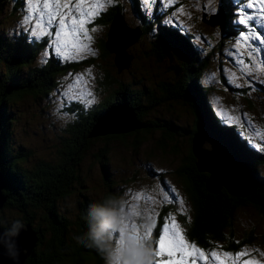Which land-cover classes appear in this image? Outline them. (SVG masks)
Listing matches in <instances>:
<instances>
[{"label": "trees", "instance_id": "trees-1", "mask_svg": "<svg viewBox=\"0 0 264 264\" xmlns=\"http://www.w3.org/2000/svg\"><path fill=\"white\" fill-rule=\"evenodd\" d=\"M4 2L5 0H0V11L4 7ZM125 2L129 4L133 14L135 10L139 11V0H125ZM161 2L162 5H168L166 8L169 10L168 13L176 8L180 9L182 3L179 1L177 5V2H172L169 6L168 0H148L145 5L154 15L157 6ZM220 2L222 5L219 10L223 11L224 29L225 27L228 28L225 26V22L226 19H230L229 12L233 9L232 3L235 1L220 0ZM122 5L121 0H115L114 4L95 17L93 23L87 25L89 29H92L95 25L98 26L92 35V40L95 43L93 47L96 49V51L92 50L94 54L88 53L84 58L65 59L61 64L54 63L50 56H46L44 63L36 64L35 62V65H32V58H36L37 52L43 47H39L37 50L32 49L30 45H27L26 34L21 33L18 37L12 36V30L7 31L0 25L2 30L0 31V135L6 130L9 132L8 126L17 122V118L23 112L21 108L26 104L34 103L39 107L41 106L40 111L42 113L45 108L39 100L45 98L46 95L54 96L53 89L60 85L58 81L55 83L54 79L64 76L65 72L68 71L67 68L71 69L70 73H80L83 70L90 71L94 76V80L95 77H98L95 83L98 92H103V89L110 90L105 98L101 99V96L91 104H87L91 116L87 121L89 122L87 125L82 123L77 130L67 131L69 126L81 118L79 117L67 124L63 130H59L60 143L63 144L60 157L54 159L51 153L42 155L18 154L10 147L9 141L2 142L0 138V174L3 184L1 192L5 196L2 207L5 210V215L11 210L16 213V215L10 217L4 215L1 230L5 232L6 236L28 226L29 231L33 233L32 244L21 264H83L88 261H92L93 264H100L101 256L106 249V247L101 246L105 241L106 234L111 230L114 234H117L122 225V223L115 220L118 214L116 209L109 207L111 202L118 206V202H116L117 194L109 191L113 189L115 182H107L106 158L112 152V147L118 146L130 150L140 148L141 155L146 159L145 163L140 162L142 164H139L144 166L140 173L144 172L145 178L156 174L149 161L152 158H159L158 154L164 153V150L168 147V151L180 159L175 165H172L170 174L174 176L182 187L186 198L189 199V210L187 209L189 216L187 213L178 214L189 241L194 242L200 248L208 249L207 251L210 248L221 247L222 249H219L218 252L230 250L232 253L237 249L251 248L262 253L264 251V228L256 229L242 223L240 221L239 206L246 203L250 212L257 217L260 215L264 219V189L259 193L255 191L256 188L264 185V179L257 174L253 163H249L252 175V183L249 189L253 190L252 192H247L243 196H236L227 190L225 184L217 186L216 190L210 189L206 180L208 177L214 180V175L211 171L203 169L202 164H199L200 160L193 151V135L197 131L201 133V148L203 150L210 147V144L204 139L208 138L210 140L212 138L214 142L220 143L223 149L226 147L228 153L239 156L240 160L245 163L247 157L241 154L256 156L257 153L261 152L251 151L244 144L234 143L236 132L234 134L230 133L233 140L232 137L228 139L224 133L226 131L225 125L218 123L216 119L212 121V119L207 118L206 110L210 112V110L214 111V108L206 105L204 110L203 104L207 100L206 93H212V91L209 89L202 90L198 85V81H196V77L190 74V71L195 69L194 65L197 62V59L191 54L192 49L189 50L190 35L179 30L175 25H167L166 27L159 25L155 28L157 32L152 35L150 41L148 40V52L145 51L147 48L144 50L145 52L142 51L144 52L143 55L151 60L152 64H149V66L156 71L160 80L154 84L150 80V84L147 82V86L139 90L132 88L131 86L139 80L150 78L151 72L146 69L141 70L139 67L130 71L131 64H129L127 68H122L120 71L129 74L128 78L132 80L119 83L122 73L117 71L116 64L113 61L114 52L105 44V38L108 36L107 33L110 26L113 25L112 21L115 16H121V11L124 9ZM9 15L12 17L11 14ZM186 16L192 18L197 24L204 23L201 15L196 19L195 16H191L188 9L186 10ZM159 19L160 15H154L151 22H154L157 26ZM116 23L117 26H122L123 21L118 20ZM146 30L147 25H145L144 31H140L137 35L136 42L144 38L143 35ZM9 40L11 43L7 44ZM137 45L139 46V43H136L135 47ZM28 53L32 56L31 58H29ZM180 55H183V58ZM48 57L51 61L46 62ZM204 58L205 62L201 64L202 69L208 63L207 55ZM133 61L139 62V59L134 58ZM142 62L146 65V62L141 59L138 66H142L140 65ZM152 68L149 69L153 71ZM204 73L207 74L206 71ZM133 75H136V77L132 78ZM219 84L221 86L224 84L226 88L224 92L227 93V98L224 97V99L231 103V108L235 106V113L240 114L242 110L246 109L244 106H236L234 99L242 102L243 105L251 103V106L245 107L249 110L255 109L252 98L245 96L242 89L234 91L237 93H233L234 85L233 83L229 84L226 79H220ZM228 90L232 92L228 93ZM201 91L203 92L202 102L198 100ZM155 92L157 95H155ZM72 102L74 101H70L68 105ZM121 102L126 103L133 112L136 126L125 131H111L105 128L106 132L88 137L87 134L91 131L97 119L102 116V113ZM175 104L185 105L183 109L188 107L189 112L191 111L194 117L193 125L186 122L187 129L179 126L183 124L177 125L175 122L165 121L164 119L166 114L174 117L178 115L180 112L179 107L177 113L171 110ZM68 105L66 106L67 111H76L75 106ZM189 106H192V108ZM80 114L79 112L78 115L80 116ZM198 114L200 118H196ZM246 114L250 118H256L248 111ZM234 123L238 124L235 120ZM241 124V129L244 132L243 137H247L249 133L246 125ZM242 126L244 127L242 128ZM175 134L181 135L184 139V143L182 141L181 143L184 145L185 150L182 152ZM84 141H86V146L80 153L81 157H76L79 150L78 148L73 149L74 146L70 147L69 143L73 142L77 145L79 142L83 144ZM71 153L72 156L70 157ZM86 154L91 157L88 164L97 163L99 166L102 175V188L108 190L104 191L99 197L94 198L93 201L97 205H102L106 209H114L116 212V215H111L113 218L111 222L108 218V222L111 223L112 227L107 229L99 244L94 243L89 237L95 221H91L89 216V209L93 204L88 200V194H90L91 189L94 192L101 188L87 187L83 181L85 174L81 170V164L84 162ZM66 155L67 157H65ZM62 157L64 158L60 161ZM263 161L264 156L255 162L260 165ZM124 163L130 166L133 161L124 160ZM136 174L132 173L128 178H122L118 183L124 184L127 179L133 180ZM156 177L161 180L164 176L157 174ZM180 178L185 180L184 183ZM77 185L84 188L83 193L76 189ZM27 189L30 191V195L34 197L33 200L27 196V200L24 201L23 196ZM70 190L77 192L74 203L78 204V212L71 217H67L61 213L64 206L58 210L56 207L66 200L71 192ZM168 197L169 195L165 194L163 198ZM15 198L17 203L12 206ZM37 198L39 199L38 206L40 210H36ZM166 204L168 203L155 202L149 208L152 210L151 215H153L152 219L149 220V224L151 220L152 222L155 220V227H152L150 239L155 236L158 223L165 217V215L157 217L155 213L163 209ZM144 244L148 248L150 242L146 240Z\"/></svg>", "mask_w": 264, "mask_h": 264}, {"label": "rangeland", "instance_id": "rangeland-1", "mask_svg": "<svg viewBox=\"0 0 264 264\" xmlns=\"http://www.w3.org/2000/svg\"><path fill=\"white\" fill-rule=\"evenodd\" d=\"M179 1L182 2L180 4L181 5L180 9H182V11L176 8L168 13L169 10L166 9L168 5H162V2L157 6L154 15H160V19L157 22V26H156L154 22H151L154 15L150 12L148 7H146L144 0H139L138 4L140 9L139 11L135 10L134 14L132 13V9L130 10L129 4L125 2V0H121L124 9L123 11H121V16L120 17L116 16V18L123 21V24L125 26L124 29L128 32L126 33L121 29L118 31L117 40L122 41V45L124 43L129 42L140 31L143 32L145 25H147V30L143 35L144 38L137 42L136 41L133 42L131 45L126 47L124 52H126L131 56L132 61L130 63L131 64L130 71H132L134 68L137 67H139L141 70L146 69L148 70V72H151L150 78H148L147 80L141 79L131 87L139 90L142 87H146L147 82L150 84V80L153 82V84L156 81L160 80L156 71L149 66V64H152L151 60L147 58L145 55H143L145 51L147 53L149 50V46H148L149 41L151 40L152 35H154L155 32H157L155 31V28L159 27V25L164 27H166L167 25L168 26L175 25L178 27L179 30L187 32L190 35V39H191L189 40L191 44V45L189 44V50L192 49L191 54L193 55V57L197 59V62L194 65L195 69L190 71V74L196 77V81H198V85L202 90L209 89L212 91V93H206L207 100H205L203 104L204 110L206 105L208 107L214 108V111L210 110L209 112L206 110L207 118L209 120L212 119V121L215 119H219L220 124H223L226 127V131L224 133L228 139L229 137H232L231 134H234V132H236V136L234 138L235 142H237L240 145L244 144L247 147V149L251 151L261 152V153H257L256 156L252 154H248V155L241 154V155L247 157L246 164L248 165L250 176L252 177L249 163H253L257 174L262 179H264V161L260 165H257L255 162L260 160V158L264 156V152H263L264 151V44L260 43L259 36H257V38L255 39H252L251 41L241 40L242 33H247L248 29L244 25L239 23L243 13H253L256 15L257 19H264V17H261L260 11H257V9L260 8V0H252V3L254 5L253 7L246 6L249 4V0H232L235 2L232 3L233 9L231 10V12H229L231 16H229L230 19H226L225 22V26H227L228 28L225 27L224 29H223V18L220 23H217V20H219V13L221 12L223 15V11L221 9L219 10V8L222 5L220 0H171V3L177 2L178 5ZM114 3L115 0L112 4ZM112 4L108 5L106 8H109ZM187 9L190 12L191 16L192 17L195 16L196 19H198L199 15H201V18L204 20L203 21L204 23L197 24L196 21H194L192 18L186 16ZM8 12L9 14H11L12 17H10ZM102 12L103 10L100 13L102 14ZM28 14H29V5L27 3V0H5L4 7H2L0 11V25L3 28H5L7 31L12 30L13 31L12 34L14 35H16L18 32L21 33L24 31L27 36V40H26L27 45H30L32 49L37 50L39 47H43V49L37 52L36 58L35 57L32 58L31 60L32 65H35V62L36 64L44 63L46 56H50V58L54 63L61 64L65 59L57 55L56 52L54 51V47L52 45L53 38L49 36L38 37L33 35L32 29L35 27L34 19L27 24L24 23V19ZM216 14H217V20L216 18L213 17ZM251 23H252V27L254 29H257L259 33H264V27H262L261 24L257 23L255 20L252 21ZM134 26L135 27L137 26V28H134ZM93 28L97 30L98 26L95 25ZM52 30L55 31L54 28ZM0 31L2 30L0 29ZM93 33L94 32H90L91 36L93 35ZM237 41H241L239 48L237 47ZM9 43H11L10 40L7 44ZM136 43H139V46L137 45L138 47L137 46L135 47ZM93 45H95V43L92 40L90 43L91 50L96 51ZM245 45L248 46L246 47ZM146 48L147 50H145ZM119 51L121 52L122 50ZM250 53H251V58H249ZM28 55L29 58L32 57L29 53ZM206 55L208 57L207 60L208 63L202 69L201 64L205 62L204 56ZM180 57L183 58V55H180ZM134 58L139 59V62H134L133 61ZM141 59L146 62V65L142 62L140 64L142 66H138ZM240 60H244L245 64L249 65L251 69V75L241 70L244 67V65H241L239 63ZM49 61L51 60L48 57L46 62ZM118 63L122 65V63H124V60H121V62ZM149 68H152L153 71H151ZM67 69L69 72L66 71L64 76H62L59 79H54L55 83L57 81L60 83V85H58L59 87L53 89L54 96L46 95L45 98L39 100L40 104L45 108V110L42 113L40 111L41 106L39 107L34 103L26 104L23 108H21L23 112L21 116L17 118V122H14L13 124H10L8 126L9 132L6 130L1 133L0 138L2 142L9 141L10 147L13 149L14 152H18V154L31 153L32 155H42V154L51 153L53 155V158L55 159L56 157H60L61 149L63 147V144L60 143L61 136L58 134L59 130H63V128L66 126L67 123L75 121L79 117L81 118L75 121L73 125L69 126L67 128V131L77 130L82 123H86L85 125L89 123L87 121H89L91 116L89 115L87 104L79 99L69 98V96H71V93L69 92L68 86L75 81L77 76H81L83 77V79L87 80L88 81L87 88L91 89L92 96L85 97V99H92V101H95L97 98H100L101 96H102L101 99H103L108 95L107 92H109L110 90L106 91L105 89H103V92L101 93L96 90L97 88L95 87V83L97 82L98 77H95L94 80V76L92 73L90 76L88 75L89 73L88 70H83L80 73L79 72L70 73L71 69L70 68ZM204 71H206L207 74H205ZM120 73L122 74L119 78L120 80L119 83L128 82L129 80H132L128 78L129 74L127 75L126 72L120 71ZM134 77H136V75H133L132 78ZM220 79H226V81L229 84L233 83L234 85L233 93H237L234 91L242 89V93L245 96L252 98V102L254 103L255 109L249 110L245 106H251V103L249 105L248 103H245L243 105L242 102L235 99H234L235 101L234 104L239 107L244 106V108L250 114L256 116V118H250V116L246 114L247 113L246 110H242L240 114L235 113V106H232L233 108H231V103H229V101L224 99L227 93L224 92V89H226L224 84L223 86L219 84ZM76 91L77 92L79 91V87H77ZM227 92L231 93L232 91L228 90ZM65 93H68L69 95L66 96ZM155 95H157L156 92ZM62 99L63 102L61 103ZM202 99H203V92L201 91L200 94L198 95V100L202 102ZM70 101H74V102L68 105ZM67 105L75 106L76 111L75 112L67 111L66 109ZM178 107L180 108V112L176 117L166 114L164 116V119L165 121L168 120L175 122L177 123V125L183 124L179 126L187 129L186 122L193 125L194 117L191 111L189 112L188 107L187 109H183L185 107V105L183 104H179V105L175 104L171 110L172 111L174 110V112L177 113ZM189 107L192 108V106ZM79 112L81 113L80 116L78 115ZM196 118H200L199 114L197 115ZM234 120L238 122V124H235ZM51 121H53V123H51ZM110 122L113 123L111 127L112 130H117V128L126 130L132 127L133 125L130 116L124 118L116 114L110 119ZM241 123H244L246 125V129L248 130L249 133L247 137L246 136L243 137L244 132L243 129H241V125H242ZM243 127L244 126H242V128ZM197 133H199V131H197ZM8 134H9V139H8ZM249 137H254V138H249ZM175 138L178 141L180 151L181 152L184 151L185 147L181 143V141L184 143L183 137L179 134L178 135L175 134ZM69 146L70 147L74 146L73 149L78 148L79 154L76 157H81L80 153L83 151V148L86 146V141H84L83 144H80L79 142V144L77 145L71 142L69 143ZM112 148H113L112 152H110L106 158V165L108 171L107 182L109 183L115 182L114 183L115 186L113 187L112 190L109 191L112 192L113 194H117V196L116 195L115 196H116V202H118V206H119V207L115 206L113 202H111L109 205V207H113L118 212L117 216L115 217V220H117L122 224H127L128 227H129V221H134L139 228V234L143 235L145 231V226L150 227L153 224L152 220L149 224V220H150L149 213H151L152 211L149 209L150 206H153L152 204L155 202H167L168 198L166 199L163 198L165 194H168L169 196H178L180 199H182L184 201L183 207L186 210L185 213H187L189 216V212H187V209L189 210V205H188L189 199L186 198V195L182 187L178 184L174 176L170 174L172 165H175L176 162L180 161V159L177 156L172 155L168 151V147L166 148V150H164V153L160 155L158 154L159 158H152L149 161L153 169L156 171V174L149 176V178L144 177L146 176L144 172L140 173L141 169L144 168V166H140L139 164L146 162V159L140 153L141 151L140 148L139 149L135 148L134 150H130L129 148H123L118 146H113ZM71 156L72 153L70 154V157ZM65 157H67V155ZM63 158L64 157H62L60 161H62ZM237 158L240 160L239 156H237ZM89 160H91V157H89L88 154H86L84 158V162L81 164V170L85 174L83 181L86 183L87 187L93 186L96 188L99 187L101 188L94 192L91 189L90 194H88L89 195L88 200L93 205H97L95 201H93V199L99 197L104 191H108V190L102 188L101 185L102 175L99 166L97 165V163L88 164ZM124 160H132L133 163L132 165L128 166L124 163ZM198 167L201 169L199 165ZM202 168L204 169V167ZM132 173L138 174L135 175V179L133 180L127 179V181L124 184L118 183L120 179L130 177ZM157 174H161L164 177H162V179L159 180L158 177H156ZM180 179L184 183L185 180L182 178ZM206 182L208 183L209 188L212 190H216L217 186H219L218 183H215L211 179V177H208ZM248 182L245 184L241 183L233 188L227 187V190L233 195L243 196L247 192L250 193L253 191L249 189V187L247 188ZM251 183H252V179L250 184ZM76 189H78L79 192L82 193L84 192V188L79 187L78 185ZM173 189L175 190L174 192H172ZM263 189H264V185L256 188L255 191L259 193L262 192ZM29 192L30 191L28 189L25 191V194L23 196L24 201L27 200V196L32 200L34 199V197L31 196ZM136 193H144L146 196L153 197V199L148 201L141 199L137 201L134 199V195ZM68 195L69 196L66 198V200L60 203L59 206L56 208L58 210L64 206V208H62L61 211L62 215L71 217L73 214H76L78 212V204L74 203L77 198L76 197L77 192L71 191ZM3 197H4L3 198L4 199L3 203H4L5 196ZM12 197L14 196L12 195ZM16 203L17 202L15 198V201L13 202L12 206H15ZM36 203H37L36 210H40L39 209L40 207L38 206L39 204L38 198ZM132 205H135L137 210L140 212L139 216H136L133 213L131 207ZM179 207L180 206L177 203H168L164 205L163 209H161L158 212L160 217L164 215L165 217L158 223L157 225L158 228L156 229L155 236L152 239L150 238L147 239L150 242L147 251H152L155 249L156 246L155 242L160 234L161 226L165 223V218L168 217L169 214L175 215L177 222L181 225L178 216V214H180ZM174 209H178V210H174ZM4 215H5V210L2 206H0V227H2ZM14 215H16V213L13 210H11L9 211V213H7V215H5V217H10ZM239 215H240V221L242 223L247 224L249 226H253L256 229L264 228V219L260 215H258L257 217L254 213L250 212L249 206L246 203H243L239 206ZM112 220L113 218L110 215L109 222H111ZM3 233L5 232L3 231ZM27 235L28 234L25 235L27 240L25 244L28 246L30 244L31 238L29 239ZM125 235H126V231L120 237L119 234H114L113 230H111L106 234L104 238L105 241L101 245L102 247H106V249L104 250V253L101 256L100 264H109V259H111L113 264H123V260L124 258H126L127 248L124 245H122L120 242L121 241L127 242L133 239V236L130 232V228H128L129 237L125 238ZM187 239L189 240L188 237ZM145 242L146 241H144V243ZM1 243L4 244L6 247L9 246V242L4 237L1 238ZM118 248H121L125 253V256L122 257L119 260V262L116 261ZM201 249L204 248L201 247ZM213 249L219 251V249L222 248L221 247L210 248L209 251ZM244 249L249 250L252 253V256L256 257L257 259L264 260V256L260 255L261 252L257 250H253L251 248L237 249L235 250V252L232 253H236ZM204 250L207 251L208 249H204ZM222 252L231 253L230 250H223L221 251V253ZM151 258L153 259L152 264H155L156 258L154 257ZM245 259H247V257H245ZM83 264H93V263L92 261H88Z\"/></svg>", "mask_w": 264, "mask_h": 264}, {"label": "snow or ice", "instance_id": "snow-or-ice-1", "mask_svg": "<svg viewBox=\"0 0 264 264\" xmlns=\"http://www.w3.org/2000/svg\"><path fill=\"white\" fill-rule=\"evenodd\" d=\"M113 2L114 0H27L29 14L25 17L24 23L27 24L34 19L35 27L32 29V34L38 37H52L54 51L62 58H84L88 53L94 54L90 47L92 41L90 32H95L96 29H89L87 25L93 23L95 17ZM145 3H148V0H145ZM169 6H171V0H169ZM246 6L253 7L252 0H249V4ZM180 10L182 11V9ZM257 11H260L261 17H264V0H260V8ZM254 20L264 27V19H257L253 13L242 14L239 23L244 25L248 32L242 33L241 40L251 41L259 36L260 43L264 44V33H259L257 29L252 27L251 22ZM53 28L55 31L52 30ZM240 42L237 41L238 48ZM249 58H251V53ZM239 63L244 65L241 70L251 75L249 65L245 64L244 60H240ZM88 75H91L90 71ZM87 84V80L77 76L75 81L68 86L71 93L69 98L91 104L92 99H85V97L92 96L91 89L87 88ZM77 87H79L78 92L76 91ZM65 95L68 96L69 94L65 93ZM174 191L173 189L172 192ZM134 199L148 201L152 200L153 197L146 196L144 193H136ZM167 202L177 203L180 206V213L185 214L184 201L178 196H169ZM131 207L133 213L139 216L140 212L136 206L132 205ZM155 215L158 217L159 213L157 212ZM149 219H152L151 213H149ZM152 227H155V220H153L151 227L145 226L143 235H140L136 223L129 221L133 239L120 242L127 248L123 264H145L149 257L156 258L155 264H264V260L252 256V253L247 249L236 253H221L215 249L210 251L201 249L187 239L185 229L177 222L176 216L172 214L165 218V223L161 226L160 234L155 242V249L146 251L148 248L144 241L151 237ZM260 255L264 256V252ZM124 256L123 250L118 248L116 261L119 262Z\"/></svg>", "mask_w": 264, "mask_h": 264}, {"label": "water", "instance_id": "water-1", "mask_svg": "<svg viewBox=\"0 0 264 264\" xmlns=\"http://www.w3.org/2000/svg\"><path fill=\"white\" fill-rule=\"evenodd\" d=\"M222 18H223V15L220 12L219 20L217 23H220L222 21ZM118 20L119 19H117L115 16V18L112 21V24L114 25V23L117 22ZM111 28L112 27L110 26L109 32L107 33L108 36L107 38H105V44L114 52L113 61L116 64L117 71H120L122 68H127L129 66L131 62V56L127 54L126 52H124V50L126 49V47H128L129 45H131L133 42L136 41L137 35L139 33H137L135 37H133L129 42L124 43L122 45V41L117 40V34L120 29L126 32V30L124 29L125 26L120 27V26L115 25L114 29L111 30ZM134 28H137V26ZM109 39H111V42L108 45ZM119 50H122V51L120 52ZM119 59L124 60V63H122V65L118 63ZM115 114L120 115L124 118L130 116L133 122L132 127L136 126V121L134 120L133 112L131 111V109L128 108L126 103L121 102L119 105L115 107H110L107 111L102 113V116L97 119L91 131L87 134V136H91V135L95 136L96 134L104 133L106 132L105 128L110 129L111 131H119L121 128H117V130L111 129L113 123L110 122V119ZM120 131H125V129H121ZM204 140L210 143L209 150L206 148L205 150H203L201 148V145H202L201 144L202 143L201 134L195 133L193 135V145H192L193 151H194L195 156L200 160L199 164L200 165L202 164L205 169L207 167L206 170L211 171L212 175H214V178L218 176V174L221 173L223 169L225 168L224 170L227 174L232 175V176H237L238 180H235L236 178L234 177H232L231 179V182H233V186H237L241 183L245 184L248 182V179H249V182L247 184V188H248L250 185L251 179H252V177L250 176V172L248 170V165L245 162L240 161L237 157L231 156L229 153H227L220 146L218 142H214V145H211V141L208 138H205ZM220 183H218V185H220ZM221 184H223V182ZM225 186L228 187V185L226 184ZM2 188H3V184L1 182V174H0V206H2L3 200H4L3 199L4 195L1 192ZM29 230L30 229L28 228V226H26L25 229H19L17 232H14L13 234L6 235V236L3 233V231L0 230V233H1V236H0V264H21L22 260L24 259L25 255L28 253L30 249L29 247L32 244L33 237H34L33 233ZM26 234H28L27 236L29 237V239L31 238L30 244L28 246L25 244V242L27 241L26 236H25ZM3 237L9 242L8 247H6L4 244L1 243V238Z\"/></svg>", "mask_w": 264, "mask_h": 264}, {"label": "clouds", "instance_id": "clouds-1", "mask_svg": "<svg viewBox=\"0 0 264 264\" xmlns=\"http://www.w3.org/2000/svg\"><path fill=\"white\" fill-rule=\"evenodd\" d=\"M217 122L220 123V120L217 119ZM67 124H69V123H67ZM234 143H236V142L234 141ZM209 148L210 147H208L206 149L209 150ZM224 150L228 153V150L226 147H224ZM231 156H233V155H231ZM234 156L237 157V155H234ZM110 215H116V212L114 209H106L102 205H93L90 207L89 216L91 218V221H95V223L92 226V229L89 233V237L94 243L99 244L100 240L103 238L107 229L112 227L111 223L108 222V218ZM109 264H113L111 259H109ZM145 264H151L149 258L145 261Z\"/></svg>", "mask_w": 264, "mask_h": 264}, {"label": "bare ground", "instance_id": "bare-ground-1", "mask_svg": "<svg viewBox=\"0 0 264 264\" xmlns=\"http://www.w3.org/2000/svg\"><path fill=\"white\" fill-rule=\"evenodd\" d=\"M213 17L216 18V20H217V14H216L215 16H213ZM208 21H209V20H208ZM217 22H218V20H217ZM115 25L117 26V23H116V22H115L114 25L112 26L111 30L114 29ZM111 30H110V31H111ZM126 32H127V31H126ZM110 42H111V39L108 40V45L110 44ZM121 60H123V59H119L118 62H121ZM210 141H211V145H214V141H213L212 138L210 139ZM215 146H216V144H215ZM215 146H214V147H215ZM206 169H207V167H206ZM224 169H225V168H224ZM224 169H223V171H222L221 173L218 174V176H216V177L214 178L213 181H214L215 183L223 182V183L227 184L228 187H231V188L235 187V186H233V182H231V179H232V177H234V178H236L235 180H238V179H237V176H232V175L227 174V173L225 172ZM229 185H230V186H229Z\"/></svg>", "mask_w": 264, "mask_h": 264}, {"label": "flooded vegetation", "instance_id": "flooded-vegetation-1", "mask_svg": "<svg viewBox=\"0 0 264 264\" xmlns=\"http://www.w3.org/2000/svg\"><path fill=\"white\" fill-rule=\"evenodd\" d=\"M21 33H24V34H26L24 31L23 32H21ZM21 33H17L16 35H14V34H12V36H15V37H18ZM217 120V119H216ZM230 154V153H229ZM232 155V154H231ZM234 156V155H233ZM48 210V209H47ZM181 227H182V225H181ZM128 226H127V224H122L121 225V227H120V229H119V231L117 232V234H119L120 235V237H121V235L126 231V235H125V238H128L129 236H128ZM149 259H150V262H151V264H152V262H153V259L151 258V257H149Z\"/></svg>", "mask_w": 264, "mask_h": 264}]
</instances>
